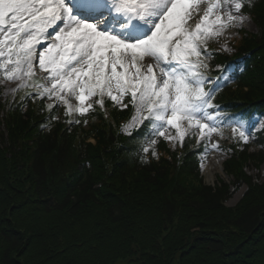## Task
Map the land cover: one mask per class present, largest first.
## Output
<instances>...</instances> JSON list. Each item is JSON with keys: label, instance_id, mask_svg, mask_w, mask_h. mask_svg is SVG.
Wrapping results in <instances>:
<instances>
[{"label": "trees", "instance_id": "1", "mask_svg": "<svg viewBox=\"0 0 264 264\" xmlns=\"http://www.w3.org/2000/svg\"><path fill=\"white\" fill-rule=\"evenodd\" d=\"M244 8L258 34L239 44L246 70L215 95L230 113L264 112V0ZM23 96L0 100V264H264V184L246 173L263 158L231 146L225 170L249 190L228 208L230 186L200 176V147L151 161L121 133L128 113L100 108L45 132V100Z\"/></svg>", "mask_w": 264, "mask_h": 264}, {"label": "snow or ice", "instance_id": "2", "mask_svg": "<svg viewBox=\"0 0 264 264\" xmlns=\"http://www.w3.org/2000/svg\"><path fill=\"white\" fill-rule=\"evenodd\" d=\"M245 4L251 0H0V84L24 91L22 100L46 99L49 111L63 106L68 117L103 109L106 99L131 104L124 130L143 125L153 156L157 137L182 145L197 135L207 152L214 135L224 136L221 124L247 143L257 118L225 115L213 103L236 69L225 62L219 75L207 74L209 41L243 22Z\"/></svg>", "mask_w": 264, "mask_h": 264}, {"label": "rangeland", "instance_id": "3", "mask_svg": "<svg viewBox=\"0 0 264 264\" xmlns=\"http://www.w3.org/2000/svg\"><path fill=\"white\" fill-rule=\"evenodd\" d=\"M243 15L245 19L243 20L242 23H238L234 28L227 29L224 35L219 37L217 40L209 41L207 45V49L208 46L211 47L213 46L215 49L221 50L222 52L230 56L236 53V45L242 38V35L239 31L244 30V32L250 34H255L257 31L256 25L252 17L244 13ZM11 87H15V85L8 83L0 84V91L3 98H7L13 95V93L8 91V89ZM125 102L127 103V98ZM256 122L257 123L255 124V127L253 129L254 136L250 137L249 141L247 142V144L250 145L252 152H257L259 150V144L257 143L258 139L256 137V134L261 131H264V118H257ZM220 126L224 129V136L220 137L214 135L212 137V140L210 142H207L209 145L208 151L205 152L203 157L201 158L202 175L205 179V182L212 186L217 184L219 180H224L227 183H230L231 181V179L224 173L222 168L223 165H220L219 162L221 159H223L225 162L230 157L228 155L229 150L225 149V143L229 142L228 139L229 136L232 135V132L230 127H228L226 124H221ZM172 131L174 134V130ZM196 137L199 140V137L197 135ZM165 141L168 143L169 149L172 153H177L178 149L181 148L180 143H172L168 140ZM202 142L206 143L205 141ZM212 143L218 144L219 148L218 149L211 148ZM160 154L161 153L157 155ZM262 162L260 163L259 167H257L255 163H251L247 168L248 173L255 179L256 182H259L261 184L264 183V162L263 163ZM246 191H247V186H244L240 191L235 193L234 197H232L228 202V205L231 207L237 205V203L242 199Z\"/></svg>", "mask_w": 264, "mask_h": 264}, {"label": "bare ground", "instance_id": "4", "mask_svg": "<svg viewBox=\"0 0 264 264\" xmlns=\"http://www.w3.org/2000/svg\"><path fill=\"white\" fill-rule=\"evenodd\" d=\"M219 163H220V165H223V163H224V160H223V159H221Z\"/></svg>", "mask_w": 264, "mask_h": 264}]
</instances>
